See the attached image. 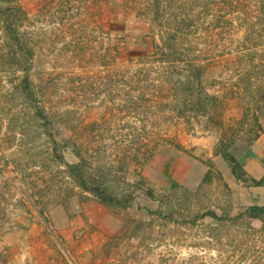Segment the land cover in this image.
<instances>
[{
    "label": "rangeland",
    "instance_id": "374dc122",
    "mask_svg": "<svg viewBox=\"0 0 264 264\" xmlns=\"http://www.w3.org/2000/svg\"><path fill=\"white\" fill-rule=\"evenodd\" d=\"M166 1L172 17L191 0ZM235 1L202 15L184 48L186 60L197 58L206 90L222 96V122L226 136L235 133L230 150L239 157L253 127L242 113L249 101L232 94H241L251 56V83L264 89V0ZM18 2L25 15L17 25L34 52L31 102L48 114L65 160L75 162L76 150L106 182L137 184L136 201L125 209L99 202L49 156L0 23V165L10 162L0 174V264H264L261 221L192 220L264 205V184H244L215 153L218 119L172 109L160 84L175 72L152 55L149 0ZM145 147L153 153L144 166L122 160ZM206 161L214 168L203 182Z\"/></svg>",
    "mask_w": 264,
    "mask_h": 264
},
{
    "label": "trees",
    "instance_id": "16d2710c",
    "mask_svg": "<svg viewBox=\"0 0 264 264\" xmlns=\"http://www.w3.org/2000/svg\"><path fill=\"white\" fill-rule=\"evenodd\" d=\"M191 0L189 7L183 8L180 5V10L177 15L166 17V11L170 10V3L166 0H149L148 7L151 9V21L154 23L155 28L152 30L151 46L152 55L156 63L167 65L175 74L166 73L162 76L163 82L160 84V89L168 93V101L172 103V109L176 111L179 116H185L186 113L203 116L207 119H218L217 123L222 128V132L218 143L215 147V153L219 154L227 163L231 173L235 178L242 181L244 184L252 186H261L264 184V178L255 179L244 169L238 158L231 152L230 147L233 142L235 133L231 136H226L227 128L222 122L223 104L222 96L209 93L203 86V72L196 63L197 58L188 57V52L185 50V42L189 40V35L193 31V27L201 19L202 15L210 16L216 9L220 10L225 6H232L237 3L234 0ZM241 2V0H238ZM234 2V3H233ZM246 3V1H245ZM221 5V7L219 6ZM25 15L24 10L19 4L18 0H0V23L1 28L7 38V61L14 66L15 69L21 72L18 87L23 97L31 102L34 100V91L32 89V79L30 71L33 67V49L28 42L23 39L18 28V15ZM205 17V18H206ZM156 37L160 43L156 44ZM145 43V42H144ZM254 60L253 56L249 57V73L246 74V84L241 88V94L233 92L232 95L241 100L249 101L246 104L243 113L245 120H250L252 129L249 130L251 135L250 141H255L263 132L262 126L259 122V110L264 104V89L261 86H254L251 83L253 65H250ZM174 75V76H173ZM242 75H239V77ZM251 105L253 106L252 108ZM33 116L40 121L43 133L46 137L48 154L52 159L61 163L65 167V172L73 180L75 185L85 193L94 196L99 202L114 206L117 208L125 209L136 201V194L134 187L137 184L130 181L125 182L128 188H121L119 184L108 183L106 176L98 172L95 166L88 169L86 167V160L83 155L74 150L76 155L75 162H68L64 158L62 152V145L57 140V135L51 128V121L48 114L42 106L37 102L30 104ZM66 146L63 144V149ZM178 147V146H177ZM141 151V152H140ZM152 151L149 147L144 150L131 151L128 154H122L123 161L127 162L129 159L140 166H144L152 157ZM9 159L4 157V163L0 165V174H3L10 165ZM208 167L203 182L211 178L214 165L211 161L205 162ZM174 185V182H170ZM138 208H144L141 204L137 203ZM172 211L167 210L166 217H172ZM210 217L217 223H224L225 220L230 221L232 224L243 221L256 219L264 224V205L252 204L246 206L240 213L236 214L233 218L228 215L218 216L213 211H205L202 214H197L193 217V221L197 219ZM254 230L251 226L249 227Z\"/></svg>",
    "mask_w": 264,
    "mask_h": 264
},
{
    "label": "crops",
    "instance_id": "0c3cea01",
    "mask_svg": "<svg viewBox=\"0 0 264 264\" xmlns=\"http://www.w3.org/2000/svg\"><path fill=\"white\" fill-rule=\"evenodd\" d=\"M263 132L251 143V145L238 158L244 169L255 179L263 176L260 171L264 161V112L259 117Z\"/></svg>",
    "mask_w": 264,
    "mask_h": 264
}]
</instances>
